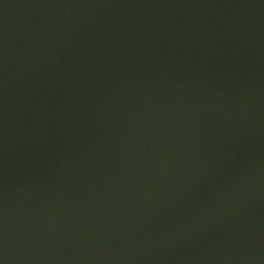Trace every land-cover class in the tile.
<instances>
[{
    "label": "water",
    "instance_id": "obj_1",
    "mask_svg": "<svg viewBox=\"0 0 264 264\" xmlns=\"http://www.w3.org/2000/svg\"><path fill=\"white\" fill-rule=\"evenodd\" d=\"M0 264H264V0H0Z\"/></svg>",
    "mask_w": 264,
    "mask_h": 264
}]
</instances>
